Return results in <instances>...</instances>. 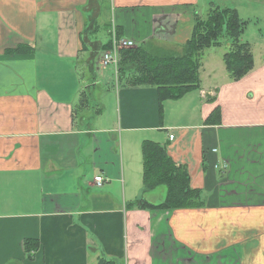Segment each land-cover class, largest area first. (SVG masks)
Listing matches in <instances>:
<instances>
[{"label": "crops", "instance_id": "obj_1", "mask_svg": "<svg viewBox=\"0 0 264 264\" xmlns=\"http://www.w3.org/2000/svg\"><path fill=\"white\" fill-rule=\"evenodd\" d=\"M263 1L0 0V264H264V31L247 40L248 75L178 100L101 64L113 29L177 52L211 7L241 18ZM147 140L188 169L204 206L134 205L157 198L142 180Z\"/></svg>", "mask_w": 264, "mask_h": 264}, {"label": "trees", "instance_id": "obj_2", "mask_svg": "<svg viewBox=\"0 0 264 264\" xmlns=\"http://www.w3.org/2000/svg\"><path fill=\"white\" fill-rule=\"evenodd\" d=\"M214 9L207 21L195 18L193 36L182 47V54L155 47L153 43L121 50L119 77L127 78L131 87H154L159 91L161 102L178 100L185 94L201 88L198 73L207 50L211 47H221L226 42L228 45L222 58L228 78L231 82L244 78L255 65L252 46L247 40H243L248 22L241 20L235 8ZM219 122L220 112L216 108L207 124ZM141 154L145 191H153L164 186L167 193L158 205L140 199L134 203L136 207L148 211L163 209L176 211L204 206L202 192L191 187L188 169L172 160L166 146L147 140L142 145ZM37 244L36 241L27 240L25 249L30 253ZM98 264L117 263L101 257Z\"/></svg>", "mask_w": 264, "mask_h": 264}, {"label": "rangeland", "instance_id": "obj_3", "mask_svg": "<svg viewBox=\"0 0 264 264\" xmlns=\"http://www.w3.org/2000/svg\"><path fill=\"white\" fill-rule=\"evenodd\" d=\"M219 2V0H218ZM222 3V2H219ZM234 4H239L238 2L234 3ZM264 1L261 4L260 2H258V4L256 6H252V9H243L242 7H239V10L241 11V20H244L245 22H248L247 28H246V32L245 35L243 36V40H248L251 43L257 45L259 43V38L262 35L261 33H259L261 30L264 31ZM246 6H249V4L246 3ZM215 10L214 7L210 8V11L207 14L206 12H203V10H201L202 15L205 16L204 18H201V20L207 21V19L209 18L210 14L212 13V11ZM207 14V15H206ZM250 20V21H249ZM228 44H226V42L223 43V45L221 47H211L210 49L207 50L206 54H205V58L203 59V65L199 70V75H200V79L201 81H205L207 82V84H209V82H212L215 80L217 81H221L222 80V76L223 74H225L227 76L226 73V69H225V64H224V60H223V53L226 51ZM255 48H259V47H255ZM126 50V49H123ZM257 52L260 51V49L256 50ZM178 53L182 54V50L177 51ZM120 63V62H119ZM122 78V77H121ZM119 77L120 80V84H124V85H129V80L126 79H121ZM113 114L112 112L109 110L107 111V113L104 115V120L107 121L108 123H111L113 120ZM151 192V191H149ZM153 192H155V196L157 198L163 197L165 198L166 196V188L164 186L157 188L155 190H153ZM157 198H150L151 199V203L148 202L149 204H155L154 205H158V203H156V199ZM149 199V200H150Z\"/></svg>", "mask_w": 264, "mask_h": 264}, {"label": "built area", "instance_id": "obj_4", "mask_svg": "<svg viewBox=\"0 0 264 264\" xmlns=\"http://www.w3.org/2000/svg\"><path fill=\"white\" fill-rule=\"evenodd\" d=\"M136 47V44L132 40H126L124 38H118L116 35L115 29H113V35L111 37L110 48L105 51L102 56L101 64L103 67H114L116 72L118 73L119 62L121 60V50L130 49ZM173 137H170V140ZM96 186L102 187L106 182L102 176H97L94 179Z\"/></svg>", "mask_w": 264, "mask_h": 264}]
</instances>
